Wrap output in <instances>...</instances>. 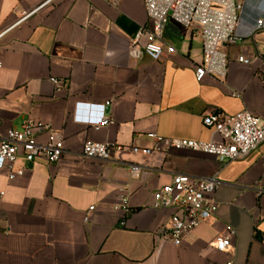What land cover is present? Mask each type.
<instances>
[{"label":"crops","instance_id":"obj_1","mask_svg":"<svg viewBox=\"0 0 264 264\" xmlns=\"http://www.w3.org/2000/svg\"><path fill=\"white\" fill-rule=\"evenodd\" d=\"M238 1L245 2L240 30L248 33L264 20V0ZM143 25L151 26L144 0H0V130L42 121L65 146L58 162L29 163L16 179L0 170V264H264V142L222 165L213 155L148 136L220 141L204 124L212 110L226 116L248 110L264 120V26L226 45L222 82L196 78L198 29L170 22L163 38L178 51L154 60L145 37L132 46ZM108 100L109 125L97 130L74 120L78 102L97 107ZM87 140L154 152L86 159ZM132 162L143 167L135 179ZM176 174L217 175L220 182L215 217L181 245L168 234L172 210L152 207L154 191ZM124 194L128 211L116 208ZM226 225L236 230L232 252L212 246Z\"/></svg>","mask_w":264,"mask_h":264},{"label":"built area","instance_id":"obj_2","mask_svg":"<svg viewBox=\"0 0 264 264\" xmlns=\"http://www.w3.org/2000/svg\"><path fill=\"white\" fill-rule=\"evenodd\" d=\"M144 3L151 26L140 27L132 41V46L145 37V53L154 60H160L178 51L163 38V32L170 22L198 29L202 39V60L195 69L198 81H202L206 76H212L224 82L229 65L226 45L243 41L264 26V20L258 18L255 28L243 33L240 28L245 2L238 0H144ZM238 60L245 64L250 63L245 57H239ZM1 67L2 61H0ZM50 80L54 84L60 83L56 77H51ZM110 105V100L97 107L91 103L78 102L73 118L98 130L111 123L112 119L106 114ZM204 124L212 128L214 133L220 134L221 140H166L156 133H148V136L158 142L166 141L168 148L213 155L222 165L245 157L264 142V120L248 110L233 116L212 110L204 117ZM42 133H46L45 141L38 139V135ZM127 149L145 156L154 152L150 147L87 140L83 145L82 154L86 159L107 161L113 159L116 152ZM64 152V138L42 121L26 120L19 128H10L5 132L0 130V170L7 171L9 180L23 176L29 163L39 160L49 164L58 162ZM20 160L23 161V166L17 165ZM142 170L141 164L129 163V171L133 179L138 178ZM219 183L217 175L194 177L176 174L169 183L154 191L152 207L158 210H172L168 234L174 245H181L187 233L215 217L217 202L213 194ZM4 195L5 192L0 191V201ZM94 208L95 206H91L89 210ZM116 208L129 210L128 195L124 194L121 197V202ZM84 220L88 222L89 217L86 216ZM235 235L236 230L226 225L224 231L215 238L212 246L218 251L232 252ZM232 263L230 260L226 264Z\"/></svg>","mask_w":264,"mask_h":264}]
</instances>
